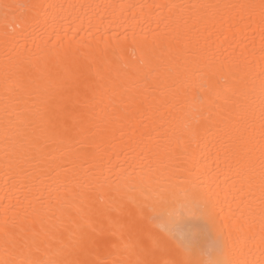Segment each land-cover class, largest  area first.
Instances as JSON below:
<instances>
[{
    "label": "snow or ice",
    "instance_id": "1",
    "mask_svg": "<svg viewBox=\"0 0 264 264\" xmlns=\"http://www.w3.org/2000/svg\"><path fill=\"white\" fill-rule=\"evenodd\" d=\"M132 7L0 0L6 48L0 107L5 186L30 191L39 173L46 172L55 174L61 193L40 209L30 207L27 196V205L7 197L0 208V264H264V70L252 73L249 64L245 78L230 83L224 69L213 65L174 68L179 53L173 40L180 32L149 37L134 27L131 58L121 47L116 68L109 62L102 69L91 43L64 45L70 30L73 39L84 30L81 11L89 31L104 28L107 37L115 18L99 10ZM149 7L168 9V21L185 34L209 23L251 30L258 17L264 37V0ZM210 10L227 11L217 16ZM123 39L127 44V33ZM38 40L44 47L37 45L33 53L31 44ZM113 43L119 45L115 35ZM177 77L194 94L186 101L182 129L173 133L170 164L135 179L134 168L113 163L97 132L129 120L133 109L146 115L167 107ZM110 146L115 152L117 145ZM89 161L91 167L85 166ZM114 173L119 178L111 179ZM257 192L260 233L254 250L257 236L246 225ZM161 208L172 210L167 219ZM178 216L203 221L200 240L177 235L171 225ZM208 239L212 245L205 248Z\"/></svg>",
    "mask_w": 264,
    "mask_h": 264
},
{
    "label": "bare ground",
    "instance_id": "2",
    "mask_svg": "<svg viewBox=\"0 0 264 264\" xmlns=\"http://www.w3.org/2000/svg\"><path fill=\"white\" fill-rule=\"evenodd\" d=\"M10 2L17 3L23 2V0H10ZM40 2H44V0H40ZM47 2L136 6L124 9L117 8L115 10L103 8L99 10L108 19L115 18V23L107 29V37L103 34L104 28H101L99 32L94 30L89 31L88 17L83 11L79 14L84 17V30L79 35H75V39H73L74 32L71 30L67 37H63L65 46L69 44L76 46L77 42L84 44L91 43L95 49L94 56L97 64L102 69L109 62H112L113 68L117 67L115 61L120 55L121 47L124 48L125 55L129 59L131 58L133 28L136 27L137 32L143 29L149 37H152L154 33H161L167 34L171 38L177 32H180L179 39L173 40V45L179 53L174 68H178L180 65H192L193 63L199 64L200 66L213 65L217 68L224 69L222 76L228 79L230 83H239L243 80L249 71V64L252 73H258L264 70V60L261 58V50L264 49V37L261 35L258 17L257 22L251 30H247L243 25H240L239 28H234L229 31L227 25L221 28L218 24L213 26L209 23L199 26L196 31L185 34L182 28H178L175 23L168 21V9L158 10L154 7H149L163 4H243L258 3L259 0H47ZM140 6L143 7L141 8ZM210 11L215 12L218 16L227 10ZM77 27L78 24L72 25L73 29ZM105 27H107V20L105 21ZM60 31L63 34V27L60 28ZM221 31L224 33L223 35L218 34ZM3 32L4 21L2 15H0V107H2V80L6 60ZM125 33L128 36L127 44L124 43L123 39ZM233 33H235L234 37ZM114 35L117 36L119 45L113 43ZM225 35L228 36V39H224ZM37 45H39V48H43V40H38L36 44H31L33 53L38 52ZM81 51L88 53L89 49L82 48ZM8 55L10 56L11 53H8ZM56 70L53 68V72ZM118 70L121 72L124 71L122 67ZM258 83L257 81V86ZM193 94L194 90L186 87L183 79L177 77L175 84L168 90V95L174 97V99L167 107L161 108L160 111L148 112L146 115H142L133 109L132 117L129 120L99 129L96 137L97 141L100 143L102 149H109V154H111V159L114 164H123L128 171H132L133 168L136 170L133 173V178L139 179L140 176L147 178L153 175V170H156V173H158L170 164L169 153L175 147L172 143V136L174 132L178 133L182 129L186 101L190 100ZM256 111L258 114V106ZM148 133L151 134L150 137L147 135ZM110 142L117 145L115 152L112 151ZM238 143L241 149L245 147L242 141L238 140ZM54 147L55 145H52L49 151ZM56 155L59 156V153ZM202 155H207V150ZM241 155H243V152H241ZM105 159H107V155ZM80 163L82 162H77V169L82 171L79 168ZM209 163L215 169V163L212 161H209ZM91 165L92 162L89 161L85 166L91 167ZM220 171L223 174V166ZM39 176L40 179L34 183L30 191L12 189L11 186L6 188L5 168L2 151H0V208L9 202L7 197H11L12 204H16L17 197L26 205L28 201H31L30 207L34 206L37 209L47 205L49 197L55 202L56 197L61 195L57 191L59 183L55 179V174L49 176L46 172H40ZM60 176L63 178V171L60 172ZM117 178H119L118 173L112 174L111 179L115 180ZM25 196L28 197V201L24 200ZM252 210L253 214L249 217L246 230L256 234L257 239L254 245V250H256L260 233L259 192L254 197ZM171 211L170 208L160 209L161 216L164 219L168 218ZM171 226L177 235L186 236L197 241L201 239V234L205 231L203 221L188 216L175 217L174 223ZM203 244L205 248H209L212 245V241L208 239L203 241ZM256 256H259L258 250L256 251Z\"/></svg>",
    "mask_w": 264,
    "mask_h": 264
}]
</instances>
